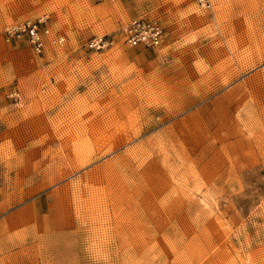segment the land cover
<instances>
[{"label": "rangeland", "instance_id": "1", "mask_svg": "<svg viewBox=\"0 0 264 264\" xmlns=\"http://www.w3.org/2000/svg\"><path fill=\"white\" fill-rule=\"evenodd\" d=\"M0 264H264V0H0Z\"/></svg>", "mask_w": 264, "mask_h": 264}, {"label": "built area", "instance_id": "2", "mask_svg": "<svg viewBox=\"0 0 264 264\" xmlns=\"http://www.w3.org/2000/svg\"><path fill=\"white\" fill-rule=\"evenodd\" d=\"M204 1V0H201ZM25 33L34 49L42 52L48 44L60 45L65 42V36L55 33L42 19L29 22L16 29ZM120 31L123 43L130 46L152 47L159 45L164 37L165 28L159 19L150 14L132 18L122 24ZM114 43L113 39L98 38L89 43L91 48H104Z\"/></svg>", "mask_w": 264, "mask_h": 264}, {"label": "bare ground", "instance_id": "3", "mask_svg": "<svg viewBox=\"0 0 264 264\" xmlns=\"http://www.w3.org/2000/svg\"><path fill=\"white\" fill-rule=\"evenodd\" d=\"M253 120V119H252ZM245 125H246V123H245ZM248 127V126H247ZM250 127V126H249ZM86 141V140H85ZM86 144V143H85ZM78 146V145H77ZM92 146V145H91ZM85 147H86V145H85ZM80 148V147H79ZM93 149V148H92ZM87 150V149H86ZM83 151V150H82ZM90 151V150H89ZM89 151H87V152H89ZM86 152V153H87ZM83 153V152H82ZM91 154H93V153H91ZM89 155V156H88ZM88 155H84L85 156V158L84 159H86L85 161H87L89 158H90V154H88ZM97 155V154H96ZM83 156V155H82ZM91 156H93V155H91ZM99 156V155H98ZM79 157V156H78ZM78 157H77V160H78ZM90 159H93L92 157L90 158ZM82 160V159H81ZM80 160V161H81ZM85 163V162H84Z\"/></svg>", "mask_w": 264, "mask_h": 264}]
</instances>
